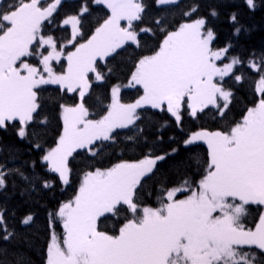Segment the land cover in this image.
Returning a JSON list of instances; mask_svg holds the SVG:
<instances>
[{
    "label": "snow or ice",
    "instance_id": "1",
    "mask_svg": "<svg viewBox=\"0 0 264 264\" xmlns=\"http://www.w3.org/2000/svg\"><path fill=\"white\" fill-rule=\"evenodd\" d=\"M63 2L0 0V133L37 153L16 166L23 153L0 137V156L8 157L0 160V196L9 198L11 179L13 194L18 188L25 203L46 205L57 181L65 191L73 162L83 160L71 198L48 209L43 264H264V49L234 52L233 38L248 30L239 12H229L233 38L220 46L218 6L202 15L198 3L182 9L180 0H155L161 13L146 23L145 0H80L58 23L54 14ZM242 3L257 10L256 0ZM93 5L106 12L89 31ZM219 5L238 9L240 0ZM177 9L182 19L174 23ZM58 28L70 34L57 37ZM129 50L136 54L121 80L114 61ZM114 76L108 102L94 111L93 85ZM246 80L253 81L250 106L229 123ZM49 85L61 94L51 145L42 95ZM125 89L136 91L131 102L122 96ZM149 111L167 116L158 132L170 124L183 131L186 117L220 118L215 130L185 136L183 147L192 155L188 168L174 166L175 181L161 168L179 148L156 151L163 136L150 142L145 135ZM121 137L147 151L105 165V153ZM252 211L258 216L249 226ZM35 224L33 212L17 222L15 211L0 203V264H35L29 254L38 238Z\"/></svg>",
    "mask_w": 264,
    "mask_h": 264
},
{
    "label": "trees",
    "instance_id": "2",
    "mask_svg": "<svg viewBox=\"0 0 264 264\" xmlns=\"http://www.w3.org/2000/svg\"><path fill=\"white\" fill-rule=\"evenodd\" d=\"M149 5L148 16L146 17V23H151L154 18L161 13V9H158L155 5V0H145ZM80 3V0H70L64 1L63 6L58 10V13L54 14L58 23L62 21L68 14L75 13L77 5ZM182 9H187L193 4L198 3L200 5V14H206L210 6H218L220 11V17L214 22L216 31L218 33V45L222 46L224 42L232 37V27L228 23L227 16L230 11L239 12L240 23L248 29L247 31H242L239 37L233 38L236 42L234 49L235 53L242 54L247 56L248 51L252 49L260 50L264 49V0H256L258 5L255 12L249 11L240 0V7L238 9H233L225 6L219 5V0H180ZM93 17L90 18L89 23L86 25V28L89 31L94 27L97 22V18L102 17L106 10H103L101 6L93 5ZM174 23L180 22L182 19L181 9L174 11L172 17ZM102 22V20H100ZM57 37H62L70 34V28L67 32L63 28H58L53 33ZM135 51L129 50V52L124 53L121 57H118L114 64L118 65L120 72L117 74L122 80L127 74V71L131 68V59L135 56ZM59 70V69H58ZM117 77H113L107 83L104 84H94L93 92L91 93V99L89 100V106L94 110H98L101 106L100 101L104 103L108 102L110 86L111 83L116 82ZM252 87L253 81L246 80L244 85L239 88L236 92V100L231 106V110L228 113V122H232L235 119H239L241 113L244 111L246 106H250L252 100ZM47 90L43 92V103L45 106V112L51 120V125L49 127V132L47 136V143L51 145L55 139L57 131L60 127V122L58 119V103L60 101L61 94L57 91L56 86L49 85L46 86ZM122 96L125 101L131 102L136 97V91L124 90ZM100 98L99 100L97 98ZM167 119V116L163 114L152 115V112L149 111L146 115V118L142 124L145 127V135L149 138V141H154L157 135L163 136V141L159 143V147L156 149L157 152H164L169 150L171 147L179 148L178 154L174 158H170L166 163H163L161 172L166 173L169 181H175L177 176L174 171V166L179 164L181 171L185 168H188L190 164V156L192 155L183 147V139L191 131L199 130L201 128H206L209 130H215L220 127L221 121L219 117H214L213 113L208 115H202L199 120H192L191 118L186 117L183 124V131L176 127L175 124H170L169 127L165 128L162 132H158L160 125ZM2 137V142L5 145H16L23 153L22 157L16 160L14 163L16 166H21L24 161L31 160L36 157L37 153L33 151L29 154L26 149L27 145L23 144L16 140L15 136L11 133H0ZM175 137V140L172 141L169 138ZM147 151L143 146L132 148L130 144L123 140L121 137L117 141V146L115 148H110L105 153L104 163L108 165L110 163L116 162L119 158L124 159H136L139 157L141 152ZM197 151L202 155L206 152V146L201 145ZM0 160H8L7 155L0 156ZM13 163L9 162L8 167H12ZM73 174L71 176V185L65 190L61 191V186L57 181L55 195L53 197H46L47 201H41L40 204L34 203H25V199L19 195V189L17 188L15 194H13V188L11 186V179L9 180V198L5 200L4 197L0 196V203H5L9 211H15L16 220L18 222L19 218L23 216L26 212H33L35 215V228L34 231L38 232V238L33 237L35 241V249L30 252L32 259L35 261V264H43L42 262V249L46 243V226L48 223L47 212L48 209L54 208L60 201L71 198L73 192L79 185V181L82 176L81 168L83 167V160L78 159L73 162ZM190 171L194 169H189ZM42 175H44L41 169H37ZM159 178V177H158ZM16 179V178H12ZM17 184L22 182L16 179ZM155 182H150L148 187L154 186ZM255 208V206H253ZM258 213L252 211L247 223L249 226L253 225V222L257 218ZM61 231V229H57Z\"/></svg>",
    "mask_w": 264,
    "mask_h": 264
},
{
    "label": "rangeland",
    "instance_id": "3",
    "mask_svg": "<svg viewBox=\"0 0 264 264\" xmlns=\"http://www.w3.org/2000/svg\"><path fill=\"white\" fill-rule=\"evenodd\" d=\"M64 1H70V0H64ZM43 2V0H42ZM59 69V66H57V70ZM125 90H132V89H125Z\"/></svg>",
    "mask_w": 264,
    "mask_h": 264
}]
</instances>
